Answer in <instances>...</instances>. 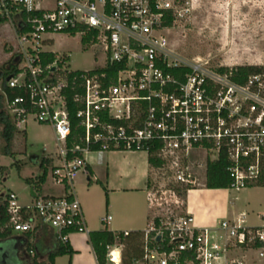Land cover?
I'll list each match as a JSON object with an SVG mask.
<instances>
[{
  "label": "built area",
  "instance_id": "2783aa9c",
  "mask_svg": "<svg viewBox=\"0 0 264 264\" xmlns=\"http://www.w3.org/2000/svg\"><path fill=\"white\" fill-rule=\"evenodd\" d=\"M173 2L0 0V16L18 19L19 61L7 86L20 94L7 102L10 115L18 128L28 118L53 128L62 147L57 153L61 163L54 166L51 178L62 189L85 167L83 155L95 144L97 152L157 146L167 164L173 158L185 159L191 151L212 153V160L224 155L229 189L264 188V69L239 82L233 79L240 75L232 67L176 55L165 25L169 12L174 19L182 15L179 1ZM90 32V42L101 49L103 60L80 76L82 93L74 99L81 103L76 118L84 144L68 148L71 125L65 90L66 75L73 70L61 59L44 64L42 54L51 52L46 46L53 35ZM113 65L118 69L111 76L106 68ZM188 178L178 173L176 182L191 184ZM68 195L38 194L22 202L8 192L4 201L10 227L29 233L39 223L46 224L60 243L68 242L70 233H85L80 204L70 190ZM156 217L159 226L151 223L146 229L142 256L134 264H264V211L261 223L251 227L230 219H222L216 228L196 227L184 208L167 220ZM109 220V215L102 218ZM106 250L107 264H121L120 242L115 240Z\"/></svg>",
  "mask_w": 264,
  "mask_h": 264
},
{
  "label": "rangeland",
  "instance_id": "374dc122",
  "mask_svg": "<svg viewBox=\"0 0 264 264\" xmlns=\"http://www.w3.org/2000/svg\"><path fill=\"white\" fill-rule=\"evenodd\" d=\"M173 3L181 8L182 15L176 16L166 33L169 47L176 55L187 60L202 59L208 61L209 65L226 67L260 66L264 62V0H174ZM17 24L18 19H14L0 25V67L16 54ZM81 38L79 35L56 34L52 36V41L47 44L46 49L53 52L56 59H64L65 64L73 71L97 68L103 60L101 49L91 42H82ZM4 110L10 115L6 101ZM13 122L15 130L9 143L1 137L0 124V199L4 201L6 194L13 191L22 202L28 201L27 193L31 185L28 186L24 179L28 178L33 183L36 181L41 172V157L51 160L43 188L51 192L60 191L61 186L56 185L51 178V167L61 163L57 153L62 147V144L56 141L53 128L48 124L37 123L31 118L19 128L14 120ZM7 144L12 156L3 154V148ZM208 159H214V154L191 151L185 159L173 158L165 169L151 170V218L159 215L162 220H167L182 214L184 194L177 195L172 190V187L180 184L176 182V176L183 173L186 179H189L190 175L192 187L203 186ZM14 161H17L21 168L19 172L13 164ZM83 169L79 170L80 173ZM93 189L97 198L95 191L98 190L95 189L98 188ZM228 190L232 191L231 199H237L232 209L248 214L249 223L260 224L261 222L256 220V213L264 211V188ZM222 219L217 221L215 228ZM12 248L13 245H10L9 249ZM13 251L8 252L6 263L16 260ZM57 262L67 264V257L59 258Z\"/></svg>",
  "mask_w": 264,
  "mask_h": 264
},
{
  "label": "crops",
  "instance_id": "0c3cea01",
  "mask_svg": "<svg viewBox=\"0 0 264 264\" xmlns=\"http://www.w3.org/2000/svg\"><path fill=\"white\" fill-rule=\"evenodd\" d=\"M83 160L84 169L72 176L69 187L70 193L80 204L86 232H73L68 235V244L74 253L71 257L57 256L55 264H59L57 261L62 257H67V264H97L88 242L89 231L104 228L113 232L146 231L151 224L153 207L147 185L152 168L149 166L147 151H92L83 155ZM42 185L38 191L28 185L30 188L27 199L30 200L38 194L63 195L62 187L60 191L51 192L46 191ZM93 188H98L95 189L98 190L95 191L97 198ZM228 189H212L203 185L191 188L185 193L183 208L192 215L194 226L213 228L222 218L240 221L242 225L249 227L259 225L249 223L248 214L232 209L237 199H231L232 191ZM261 213H256V220L259 222ZM106 215L110 216V220L102 222ZM13 232L15 231L12 230L6 240H0L4 243L8 241L9 247L13 245L11 250H0V264H30L34 256L38 261L45 262L48 254L59 245L55 231L46 224L39 223L36 229L29 233ZM26 247H29V250ZM11 251L14 252L16 260L6 263L8 252Z\"/></svg>",
  "mask_w": 264,
  "mask_h": 264
},
{
  "label": "trees",
  "instance_id": "16d2710c",
  "mask_svg": "<svg viewBox=\"0 0 264 264\" xmlns=\"http://www.w3.org/2000/svg\"><path fill=\"white\" fill-rule=\"evenodd\" d=\"M22 18L25 17L23 13ZM174 16H172L171 12H169L165 25L171 27L174 22ZM7 20L0 16V25L6 22ZM92 33H88L87 35H83L81 40L84 43L90 42L92 38ZM43 63L48 64L53 62L56 59V56L53 52H47L42 54ZM64 62V59H61ZM18 57L16 55H12L1 67H0V124L2 126L1 130V137L5 139L7 143L11 141L14 135L15 124L13 122V118L4 110V101L8 102L16 95L20 94L15 89H11L7 86V78L10 76L11 73H14L17 70L18 65ZM118 69V65L109 66L106 68V71L111 75L114 76L116 70ZM228 69V68H222ZM264 69V66H257V65H238L231 68V70L235 73H239L240 77L236 78L234 76V80L242 82L248 75L253 72L259 71ZM183 72L186 71V68L182 70ZM83 71H70L66 75V79L68 81V88L65 90V98H66V106L68 109L69 120L71 125V132L70 136L66 142V146L72 147L74 145H81L84 144V130L79 126V121L76 118L77 111L81 108L80 101H76L75 94L80 95L82 93L81 87V80L80 76L83 74ZM75 85L74 89H71V85ZM114 124H121L123 122L112 121L108 120ZM8 144L3 148L4 155L12 154L8 150ZM99 145L95 144L90 147L91 151L98 150ZM148 153V162L149 166L154 170H162L165 169L167 162L165 159L158 155V147L151 146ZM50 159L46 157H41L39 160V168L41 169L40 174L36 177V181H33L26 178L24 179L28 185H32L35 190H40L41 185L45 182L47 174H48V163H50ZM13 164L16 166L18 172L21 170L17 161H14ZM228 161L224 155H221L216 160L208 159L206 161L205 166V187L206 188H228L230 184V177L227 172ZM54 169V166L51 167V170ZM104 188V185H102ZM148 188L150 187V177L148 180ZM194 188L190 184H179L172 187V190L177 194L181 195L191 189ZM70 187L68 184H64L63 187V195L70 197L69 194ZM150 222L153 223L156 227L159 226V219L158 217H153L150 219ZM12 232V228L9 225V217L6 212V203L0 199V240H6ZM145 231L136 230V231H129L127 236H123V232H113L108 230L107 228L101 230H94L88 232V242L92 248L94 253L95 259L97 264H107L106 261V246L112 245L115 240L120 242L123 245L122 251V262L121 264H134V260L139 259L142 256V244L144 238ZM149 239L153 238V233L148 234ZM159 243V242H156ZM8 241L0 242V250L4 248H9ZM8 246V247H7ZM164 247V246H162ZM29 250V247H26ZM74 251L69 246L68 242L60 243L57 248L48 254L47 260L45 262L38 261L37 258L34 256L30 260V264H55L54 260L57 256L60 255H68L69 257L72 256ZM70 264V262L68 263Z\"/></svg>",
  "mask_w": 264,
  "mask_h": 264
},
{
  "label": "bare ground",
  "instance_id": "6f19581e",
  "mask_svg": "<svg viewBox=\"0 0 264 264\" xmlns=\"http://www.w3.org/2000/svg\"><path fill=\"white\" fill-rule=\"evenodd\" d=\"M115 259H117V254H115Z\"/></svg>",
  "mask_w": 264,
  "mask_h": 264
},
{
  "label": "water",
  "instance_id": "95a60500",
  "mask_svg": "<svg viewBox=\"0 0 264 264\" xmlns=\"http://www.w3.org/2000/svg\"><path fill=\"white\" fill-rule=\"evenodd\" d=\"M9 79V77L7 78V80Z\"/></svg>",
  "mask_w": 264,
  "mask_h": 264
}]
</instances>
